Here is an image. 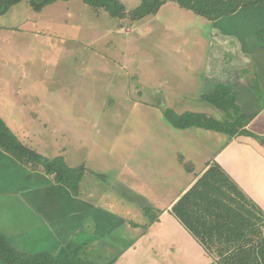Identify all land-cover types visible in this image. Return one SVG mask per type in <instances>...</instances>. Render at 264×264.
I'll return each mask as SVG.
<instances>
[{
	"label": "rangeland",
	"instance_id": "rangeland-1",
	"mask_svg": "<svg viewBox=\"0 0 264 264\" xmlns=\"http://www.w3.org/2000/svg\"><path fill=\"white\" fill-rule=\"evenodd\" d=\"M141 1L119 0L127 11L121 18L84 0H59L40 12L22 1L0 15V116L44 156L87 167L83 185L100 202L106 237L91 253L95 264L113 263L122 249L109 237V210L127 209L149 227L157 211L141 208L144 177L164 192L186 185L227 136L176 128L164 115L172 108L228 119L201 96L210 90L212 60L222 55L211 48L215 37L207 29L193 35L192 22L180 18L196 14L179 6L132 19Z\"/></svg>",
	"mask_w": 264,
	"mask_h": 264
},
{
	"label": "crops",
	"instance_id": "crops-1",
	"mask_svg": "<svg viewBox=\"0 0 264 264\" xmlns=\"http://www.w3.org/2000/svg\"><path fill=\"white\" fill-rule=\"evenodd\" d=\"M176 6L178 3L169 1L152 15L165 9L177 12L180 9ZM180 19L184 20L182 25L192 22L188 25L195 36L209 30L215 37L211 48L222 52L221 57L215 55L206 77L208 93L221 84L231 87L247 115L246 129L264 137V3L245 5L216 20L197 14L195 19ZM228 39L235 43L227 46ZM214 164L264 211V142L243 133L234 137L227 134L222 146L191 175L185 186L175 188L172 184L164 192L158 187L151 189L149 184L156 182L144 177L145 194L139 195L141 208L157 211L153 215L155 220L145 230L139 227L141 223L130 219L129 210L108 211L109 237L116 249L122 246L112 264H217V257L207 252L172 212L174 205ZM86 192L83 179L79 192L74 194L51 175L32 170L0 147V231L20 250L51 251L67 258L83 247L90 258L106 237L105 225L95 211L102 209L96 204L100 202Z\"/></svg>",
	"mask_w": 264,
	"mask_h": 264
},
{
	"label": "trees",
	"instance_id": "trees-1",
	"mask_svg": "<svg viewBox=\"0 0 264 264\" xmlns=\"http://www.w3.org/2000/svg\"><path fill=\"white\" fill-rule=\"evenodd\" d=\"M27 1L35 11L59 0H0V15L15 4ZM69 1V0H64ZM95 9L104 8L113 17L127 14L119 0H84ZM169 1L211 20L231 15L239 8L264 3V0H142L130 12L132 19L140 20L156 14ZM203 99L228 115L225 121L206 113L187 111L177 113L166 109L165 117L176 128L201 127L229 134L258 136L246 129L247 115L239 104L236 93L227 85H218ZM264 106V105H263ZM0 147L15 156L32 170H42L53 179L77 194L86 173L85 165L70 166L64 156L46 157L24 143L0 116ZM242 193L243 195H232ZM154 208H146L152 214ZM152 212V213H151ZM172 212L194 235L218 264H264V211L239 189L228 174L218 165H211L195 185L173 207ZM156 217L149 221L151 224ZM0 264H95L83 247L61 258L51 251L26 252L12 245L9 237L0 231ZM112 264V263H109Z\"/></svg>",
	"mask_w": 264,
	"mask_h": 264
}]
</instances>
